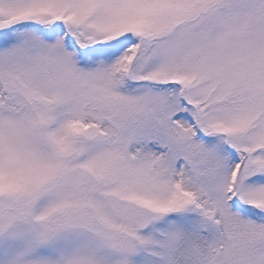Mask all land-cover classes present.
<instances>
[{"label": "snow or ice", "instance_id": "6c2138e0", "mask_svg": "<svg viewBox=\"0 0 264 264\" xmlns=\"http://www.w3.org/2000/svg\"><path fill=\"white\" fill-rule=\"evenodd\" d=\"M0 264H264V0H0Z\"/></svg>", "mask_w": 264, "mask_h": 264}]
</instances>
